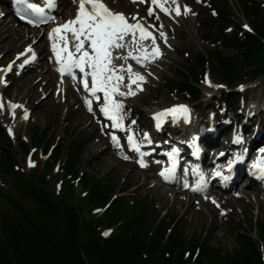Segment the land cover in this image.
<instances>
[{"label":"rangeland","instance_id":"obj_1","mask_svg":"<svg viewBox=\"0 0 264 264\" xmlns=\"http://www.w3.org/2000/svg\"><path fill=\"white\" fill-rule=\"evenodd\" d=\"M106 1H108L113 9L122 11L126 16H129L131 18L130 23L132 22L133 16L139 15L140 19L146 20L148 25H153L154 27L153 19L161 15L157 13L154 18H148V3L144 4L143 2L142 5L140 3L132 4L130 0ZM256 1L264 2V0ZM194 4L195 7L191 6V4L184 3V6H187L191 10L186 18L193 16L195 19L194 23L190 22V19L183 20V18H179L175 21L168 17L160 21L163 32L167 34V44L161 39L158 41L160 51L162 52L160 58L155 59L147 66H141L131 59H128L127 62L120 59L118 60L120 65L124 64L125 67L131 65L133 71L139 72L145 77L142 91H139L134 96H125L118 99L125 105L121 115L129 118L130 126H133L140 132L141 136H147L152 133L153 128L150 117L151 110L173 104H185L194 107L196 111V119L193 125L188 128L189 131L198 126L200 119L203 121H208V119L214 120L212 116H216L217 119H230V121H232L230 123L232 124L231 128L232 130H237V133H242L245 121H250L251 129L249 136L255 138L257 132L260 133L261 128H264V116L261 117V121L259 120V114L263 115L264 111V76L257 75L254 66L250 65L236 72L237 80L229 84L227 79H225L210 62L208 66H206L204 73L205 82L201 86L202 96L199 97H194L192 93L179 92L175 87L178 82H186L187 79L190 80L189 75L184 74L185 72L187 74L190 69L195 67V65L192 64L196 56L202 54L206 55V59H208L209 53L217 52V50L222 57H232L236 55L238 51L231 47L224 48L218 45L220 49H217L216 46L219 44L217 39L222 37V34L232 37L241 25L243 27L244 25L249 27V22L246 21V18L240 12V9H238L236 0H195ZM219 4L223 6L226 5L227 8L230 9L231 15L234 16L235 20L234 27L228 28L227 25L222 31L217 27V25L221 24L217 22L220 17L215 16L213 8L219 10L221 8ZM4 9H6V7H4ZM6 18H8L6 19L8 21L10 20L9 17ZM15 24L18 25L19 22ZM22 25L25 27L27 26L25 24ZM164 25H166L165 28ZM27 28H29L30 31L33 29L29 26H27ZM172 30H175L179 34H183V37L171 34L169 31ZM154 31H158L157 26L154 27ZM207 34L208 36H212L213 39H208V36H206ZM42 39H44V35L41 36L40 40ZM215 41L217 43H215ZM143 43L146 46H150L148 40ZM44 45L46 46L45 41ZM26 47L27 44L23 43L19 48L10 52L5 62L0 63V71L4 70L8 65L12 66V73L4 77L3 84L11 83L13 78H22V75L25 73L41 69L43 62H40L34 70L32 69L29 72L26 70L20 73L19 70L16 69L17 64L20 62V60L16 59V55ZM7 53L8 51H5L0 54V56ZM159 61H162L163 64ZM209 61L211 60L209 59ZM201 71L202 68H199V72ZM124 75V84H127V73H124ZM56 82L50 95L47 96V94L39 93L41 97L39 96V99L35 101V103L40 102L39 107L41 111L38 114V118L36 119L35 114H30L29 117L22 122L17 135L15 133V127L12 128V131L6 128L3 117L0 115V127L4 128L3 133L0 134V146L4 144L10 149L11 153L16 156L14 164L19 172L29 176L45 175L46 178L51 181L50 187L52 189H60L61 166H57L53 171L50 170L45 172L44 162L46 158H48V154L43 153V150L46 147L49 154L51 152L54 154V152H57L71 140L81 139L85 144L84 163L80 166L82 170L101 175L106 174L108 177L113 178L119 185L123 184L124 187L131 186L125 193L126 198L147 197L156 205L157 209H164L163 214L168 212L171 215L177 216L181 223L185 225L186 231L189 234L205 235L206 237L212 238L214 243L226 249L233 250L237 247L234 231L240 226L241 222L254 220L257 216L264 221V191L260 189V185L250 188L254 196L252 204L248 203V197H244L245 202L239 205L238 212L233 211L228 197L235 195L243 196V189H249V186L243 185L244 181L237 184L235 191L214 188L210 192L201 194L189 192L194 195V203L197 205L200 203L203 204L204 199L210 198L212 206L216 208L218 214L222 217L221 221H215L218 223V230L216 233L212 229L213 223L211 222V218L216 214L215 212H210L209 209L205 208L203 214L207 213L208 219H205L204 222L200 218H193V214L185 215L184 205L179 203L173 204L170 195H168L167 200L163 198V190L166 188L170 187L174 190H181L182 187L165 184L159 177V172L154 166V160H150L152 164L150 168L141 169L137 165L135 159L130 158L128 153L117 149L115 143L113 146L115 149L112 148V150H114L113 156H106V143L111 139L110 133L105 134L102 131L100 110L96 107H92L94 114L91 113L92 116L86 117L82 111V106L85 105L84 98L81 94L82 90L71 85L70 92L65 94L61 89L62 82H60L58 78ZM124 84L121 85L122 91H126ZM133 88H135V85H133ZM232 88L233 90H231ZM237 89L242 93V98L238 106L235 107L234 111H225L228 106L223 99L224 95L228 91H236ZM7 90L9 91L8 96L4 97L5 103L13 100L14 95L17 93H20V95L22 93V89L19 91L13 83L12 87L5 91L7 92ZM23 114L24 111L22 110L20 116H23ZM248 116L249 118L247 119ZM253 117L254 119L251 122ZM133 121L135 123H133ZM91 122H95L94 125L87 127ZM218 123L221 124L220 121ZM258 125L259 130L256 132L255 130ZM33 129L39 130V133L42 131L47 132L44 138V144L39 147L32 140L31 135L33 134ZM127 129L130 131L131 128L128 127ZM124 134L127 135V131H125ZM231 140L232 138L229 137L226 146L223 138H221L218 143L220 146H218L216 150L219 149L218 152L225 151L231 144ZM262 149H264V147H262ZM259 153L262 154L260 150ZM64 159L65 156H62L61 160L63 161ZM29 161H31L34 166H29ZM53 175L56 176L52 178ZM57 178L58 181L56 180ZM0 183L5 187L4 189L13 191L11 177H3L0 173ZM75 187L77 193L80 195L75 198V203L80 206L83 201V193L80 194L82 188L78 190L79 186ZM215 192H224L227 193V195L217 201L214 199ZM23 201L26 205L30 206V202L27 199H23ZM220 205H224L223 208H220ZM197 210L200 212L199 208ZM12 212L13 210L10 205L0 196V234L2 233L1 214ZM85 215L89 217L90 213L85 211Z\"/></svg>","mask_w":264,"mask_h":264},{"label":"trees","instance_id":"obj_2","mask_svg":"<svg viewBox=\"0 0 264 264\" xmlns=\"http://www.w3.org/2000/svg\"><path fill=\"white\" fill-rule=\"evenodd\" d=\"M236 4L250 30L241 25L232 37L222 34L216 47H231L237 54L222 57L217 50L208 59L196 56L195 67L184 74L190 80L175 86L179 92L202 96L210 62L229 84L237 80L236 72L250 65L264 76V2L236 0ZM219 5V10L213 8L220 17L217 27L221 31L227 25L234 27L230 9ZM241 94L238 89L226 92L223 99L228 108L238 106ZM263 116L264 111L260 120ZM3 130L0 127V134ZM46 133L33 129L31 137L38 147L44 144ZM84 148L83 140L74 139L46 158L45 172L61 166V188L52 189L45 175L19 172L16 156L4 144L0 146V173L13 183V191L0 185V196L13 210L1 214L0 264H264V221L258 216L241 222L234 231L237 247L226 249L205 235L189 234L177 216L163 214L164 209H157L147 197L126 198L131 186L119 185L106 174L82 170ZM75 186L82 188L80 206L75 203L80 196ZM105 229L111 231L105 235Z\"/></svg>","mask_w":264,"mask_h":264},{"label":"snow or ice","instance_id":"obj_3","mask_svg":"<svg viewBox=\"0 0 264 264\" xmlns=\"http://www.w3.org/2000/svg\"><path fill=\"white\" fill-rule=\"evenodd\" d=\"M73 2L77 4L74 18L57 25L48 33L49 39L52 41V52L60 65L58 71L63 75L65 73L73 74L74 69H79V72L83 74L84 89L90 92L92 96H96L98 92L103 93V104L100 111L111 120L113 128L123 129V116L121 113L124 106L122 102L114 97L117 95H136L143 90L142 85L145 82V77L141 73L133 71L131 65L125 67L124 64H121L118 66L113 61L120 59L127 62L131 58L141 66H145L146 62H152L160 58L162 52L155 36L149 31V27L153 26L146 27L135 16L132 17L134 22L130 23L128 17L123 13L112 11L103 0H73ZM141 2H146V0H141ZM151 2L159 7L161 11L170 14L171 10L165 7V3L162 0H151ZM46 3L49 8L55 7V0H46ZM172 3L176 4V15H181L177 0H172ZM28 7L33 13L41 17L44 16V8L35 4H29ZM190 11L187 6H184V14ZM153 14L154 9L150 8L148 15L152 16ZM20 18L24 19L25 17L21 16ZM48 19L54 20L55 17H46L41 22H47ZM28 22L33 23L32 20ZM69 35L71 39H69ZM159 36L167 44L166 33L159 31ZM126 37L131 38V45L125 40ZM147 40H150V46H146L143 43ZM58 43L62 45L59 48L57 47ZM70 46L74 48V51L70 50ZM117 49L129 50L126 55L114 56L113 52ZM27 51L32 53V55L24 63H29L35 59V53L32 52L30 47ZM21 55L24 54L22 53ZM10 70L11 65L7 67L6 71ZM124 73H127V84H124ZM89 77L91 78V87H89ZM73 78L75 79L74 74ZM122 84H124L126 91L121 90ZM133 85H135V88H133ZM85 103L88 105L89 111H91V101L85 98ZM0 107H3L2 100H0ZM8 107L14 110L22 106L9 104ZM187 112V106L178 105L155 114L154 118L159 122L166 114H172L175 118L177 114H187ZM24 118L27 119V111H25ZM133 123L135 122L133 121ZM157 126H159V123ZM127 139L129 142H133L132 136H128ZM112 140L119 147L118 138L115 135L112 136ZM235 142L239 143L240 139L237 138ZM133 146L135 147L134 143ZM260 152L262 153L261 157L252 167L258 170L261 175H264V149H260ZM236 159L239 161L243 157L238 156ZM29 166H34L31 161H29ZM141 166H144L142 161ZM229 167H231V164ZM215 175L219 176L221 173L217 172Z\"/></svg>","mask_w":264,"mask_h":264},{"label":"bare ground","instance_id":"obj_4","mask_svg":"<svg viewBox=\"0 0 264 264\" xmlns=\"http://www.w3.org/2000/svg\"><path fill=\"white\" fill-rule=\"evenodd\" d=\"M110 2H113L115 0H109ZM108 6L110 7V4L108 3V1H106ZM140 3L143 5V2H141V0H135V2H133V0H130V3ZM162 2L165 3V7L169 8L170 14H166L164 11H161V9L159 7H157L155 5V9L157 11L158 14H161L159 19H154L155 23L154 26L158 27V31L155 32L153 27H149V31L153 33V35L156 38V42L158 44V41L161 39L163 41L162 38H160L159 36V31H163V28L160 25V21L165 18L168 17L169 19H173V20H177L179 18H183V20H187L190 19V22L194 23L195 19L193 16H189V18L187 17V14H184V3L186 4H191V6L195 7V0H177L178 4L181 5V15L177 16L175 11H174V6L175 4L172 3V0H162ZM61 4V5H60ZM76 3L73 2V0H59V5L58 8L56 10V14L62 19H66L68 17H71L73 15V10H75ZM4 8V7H3ZM2 8V10H4ZM124 14V13H123ZM125 15V14H124ZM126 16V15H125ZM129 18V16H126ZM153 17V15L151 16ZM161 18V19H160ZM141 22H144L143 19H140ZM134 22V21H133ZM15 20H6L4 18H2L0 20V54H2L5 51H8L7 54H4L1 57V61L5 62L7 57L9 56L10 52L14 49L19 48L23 43H26L30 46L32 52L35 53V55L37 54V58L35 59L34 62H29L28 66L26 67V69H28L27 72H29L30 70H34L36 68V66L40 63L43 62L41 69H36L35 71H31L30 73H25L23 74L22 78H13L11 83L8 84H3L4 82V77L7 73L11 74L12 73V69L10 71H6L7 66L4 70L0 71V100H2L3 102V107H0V115L3 117V121L6 125V128L8 130L12 131V128L15 127L16 128V135L19 132V129L21 128L22 122L24 121V117H25V111H27V117H29L30 114H35L36 119L38 118V114L41 111L40 106V102L35 103L36 100L39 99V93L41 94H47L50 95V93L53 91L56 82V79L58 78V80L60 82H62V91L65 94H68L70 92V88L71 85L74 87H78L79 89H82V84L74 81L73 79H70L68 77H61L57 74L56 69H54V66L51 63V58L48 52V48L47 46L44 45V41L46 40V33H44L41 29H37V28H33L30 29L27 28V26L25 27L22 24H15ZM146 27L148 26L147 24H144ZM166 27V25H164V28ZM171 34L173 35H177L178 37H183V34H179L177 33L175 30L169 31ZM44 35V39L40 40L41 36ZM167 35V34H166ZM125 40L129 43V45H131V38L130 37H126ZM148 43H151L150 40H148ZM39 50L37 53L36 51ZM129 49H117L113 52L114 56H118V55H126L127 51ZM124 52V53H121ZM24 55H21V54ZM32 53L30 52H21L19 51L16 55V58L19 60L21 58V61L17 64L16 69L18 70L20 68V64L24 63L25 60L30 59ZM131 59V58H129ZM119 59H115L113 61L114 64L116 65H120V62H118ZM132 60V59H131ZM134 61V60H132ZM136 62V61H135ZM161 64L162 61H159ZM152 62H146L145 66L151 64ZM12 68V66H11ZM74 70H79V69H74ZM90 78V77H89ZM88 78V79H89ZM82 80V77L80 78ZM82 82V81H81ZM12 83L13 85L16 86V88L20 91V89H22V93L20 95V93H17L16 95H14L13 100H11L12 102H15L16 105H21L22 107H17L14 110L10 109L8 107L9 104H11V101H8L7 103H5V99L4 97L8 96V91H5L6 89H10L12 87ZM86 93L85 91L83 92V90L81 91V94L83 96V94ZM20 95V96H18ZM41 97V96H40ZM125 96H115V99H119V98H123ZM97 99V97H95ZM125 108V105H123ZM83 108V114L86 117H90L92 116L93 111H89L88 106L84 105L82 106ZM24 111L23 116H20V112ZM215 117V116H212ZM125 119V117H123ZM249 118V116L247 117V119ZM238 119V118H236ZM245 119V120H247ZM252 121V120H251ZM221 122V132L220 134L214 138V142L219 143L223 134L229 133L230 137L232 138V142L230 144V146L228 147V150L231 149H235V148H239L242 151H244L245 153H243L244 157H250L252 158L253 156L259 154V150L262 149V147H264V144L261 146L257 147V142L255 140V138L250 137V129H251V125H250V121L248 122L245 121L244 124V130L242 133H237V130H232L230 123L232 121H230V119L227 118H221L220 119ZM95 122H91L90 124L87 125V127H91L92 125H94ZM248 124V125H247ZM264 137V134H263ZM111 138V135H110ZM147 141H150V145H153L154 143V136L151 133L150 135L145 136ZM213 138V137H212ZM239 138L240 142L236 143V139ZM174 138L171 136H165V138H163L161 140V146L162 147H168L169 149L171 148V146L169 145V143L171 141H173ZM180 142L178 140H175L173 142L172 146H179ZM114 143L112 141V139L106 143V149H107V153L106 156H113V149H115ZM217 148V147H216ZM214 148V149H216ZM160 152V151H157ZM262 155V154H261ZM260 156V155H259ZM249 166L246 164L244 167V172H248L249 171ZM238 181H234L231 185L230 191H235L236 190V185H237ZM181 182H177L175 185L177 187H180ZM260 185V183L258 181H256L255 179L250 180L249 183V189H243V196L242 195H235V196H229L228 199L232 205V209L233 211H237L238 212V207H240L239 205L243 204L245 202L244 197H248V203L252 204L253 203V192L250 190V188H254L255 186ZM229 191V190H228ZM210 192V191H209ZM213 194V193H212ZM168 195L171 196L173 204L175 203H179L184 205L185 207V215L187 214H193V218H200L203 222L205 221V219H208L207 213L203 214V212L205 211V208L209 209L210 212H215V216H213L211 218V222L213 223V231L216 233V231L218 230V223L215 221H221L222 217L220 216V214H218L216 208H214L212 206L211 200L210 198H206L204 199L203 204H195L194 203V195L190 194L189 191L185 188H181V190H174L173 188H166L165 190H163V198L164 200H167ZM227 195V193L224 192H215L214 196L217 200V198H222L225 197ZM243 198V199H242ZM242 199V200H241ZM203 205V206H202ZM200 209V212H198L197 209Z\"/></svg>","mask_w":264,"mask_h":264}]
</instances>
